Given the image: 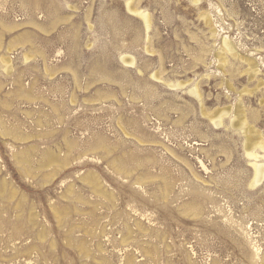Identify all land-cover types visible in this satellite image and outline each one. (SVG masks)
<instances>
[{
	"label": "rangeland",
	"instance_id": "rangeland-1",
	"mask_svg": "<svg viewBox=\"0 0 264 264\" xmlns=\"http://www.w3.org/2000/svg\"><path fill=\"white\" fill-rule=\"evenodd\" d=\"M130 1L0 0V264H264V0Z\"/></svg>",
	"mask_w": 264,
	"mask_h": 264
},
{
	"label": "bare ground",
	"instance_id": "bare-ground-1",
	"mask_svg": "<svg viewBox=\"0 0 264 264\" xmlns=\"http://www.w3.org/2000/svg\"><path fill=\"white\" fill-rule=\"evenodd\" d=\"M198 1L199 0H196V2H198ZM127 8H128L129 12L133 13L136 16H139L144 21V23H145L144 25L147 28V30H149L151 28V17L147 12H145L143 10H139L138 8H135L131 1L127 2ZM204 17H205L207 22H211V24H212V20H211V17L209 16V14H204ZM212 30H213V34L216 35L215 28H213ZM221 44L222 45L220 48V52L217 53V60L219 61L220 65H221L220 67L225 68V67H227L228 63L232 64L233 61L230 62L231 58L238 60L239 54L237 53L233 43L227 37L222 38ZM121 58L123 59L124 63L128 65V66L126 65V67H128V68L130 67L129 65L134 66L136 64L135 58L132 55H123ZM244 58L248 62L247 64H248L249 69H250L249 73L252 76H256L257 73L260 71L258 68L257 61L254 58H248V57H244ZM25 60L27 61L28 58H26ZM3 62H4L3 66H5L6 71L11 73L13 71V64L11 62V59L10 58L5 59ZM153 76L156 78H160L159 75H157V73L153 74ZM168 85H170L171 87H181L182 82L181 83H169ZM196 87H194V89H192L191 91L193 94H195V96L200 101H202L199 90ZM231 112H232V109L230 107L227 109L217 110L216 112H214V116L213 117L211 116L212 121L214 122L213 124H216L218 126L222 125L224 117L231 114ZM234 117L236 118V119H234V120H236L235 125L237 127H239L240 129H242V131L246 135V153H247L248 158L251 161L252 167L254 168V179L252 180L251 185L256 186L259 183H261L264 179V163L260 162L261 156H260V152H259V150L264 151V140L263 141L262 140L257 141L256 138H254V131L252 130V128L249 126L247 120L245 119L244 113H243L241 108L238 109L237 114ZM248 131L253 134V137H252V135L248 134ZM259 139H261V137ZM129 261H128V263H129Z\"/></svg>",
	"mask_w": 264,
	"mask_h": 264
}]
</instances>
